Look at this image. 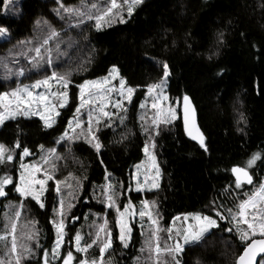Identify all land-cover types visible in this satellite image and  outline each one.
Here are the masks:
<instances>
[{
    "label": "trees",
    "instance_id": "obj_1",
    "mask_svg": "<svg viewBox=\"0 0 264 264\" xmlns=\"http://www.w3.org/2000/svg\"><path fill=\"white\" fill-rule=\"evenodd\" d=\"M79 2L0 0V26L8 29L6 36H0V93L45 78L48 68L43 60L39 68L28 61L48 35L49 25L60 33L48 44L56 50L59 47V63L54 69L73 71L68 106L52 128H45L35 118L10 120L0 127V143L13 149L15 162H20L24 147L31 152L30 161L39 156L41 145L43 149L57 145L59 159L54 160L53 180L75 179L77 202L67 220L63 252L72 250L77 232L87 241L95 216L110 215L106 202L94 196L104 192L103 186L111 183L134 204L141 200V194L129 191L134 168L143 161L148 141L139 119L140 105L148 94L147 86L162 78V63L167 62V94L180 102V117L171 125L159 126L155 152L162 180L159 189L146 198L156 201L164 227L191 213L219 222L220 228L199 244L186 247L182 264H234L243 246L234 230L224 231L232 225L216 213L229 216V208L236 212L245 193H251L264 178V0H143L130 18L124 14L129 18L126 23L115 22L100 30L94 20L78 24L74 15L62 9L57 15L55 11L61 3L70 7ZM113 67L127 86L135 88L123 124L118 116L111 128L99 131V152L82 141L58 143L79 106L78 85L108 76ZM21 69L25 75H15ZM184 95L195 107L207 150L189 139L184 130L180 109ZM17 141L20 148L15 147ZM254 153L261 154L250 169L254 182L237 189L231 169L245 166ZM12 163L0 166V176L18 177ZM55 182L49 183L42 198L44 208L31 198L24 201L21 218L27 214L29 221L35 222L40 245L38 256L27 264H36L44 250L51 254L55 244L51 221L56 218L53 208L60 207ZM7 191L0 201V230L6 206L22 199L12 186ZM114 231L109 257L116 264H131L139 246L133 241L127 250L122 248ZM138 234L134 231L135 238ZM62 263L61 258L54 262Z\"/></svg>",
    "mask_w": 264,
    "mask_h": 264
},
{
    "label": "snow or ice",
    "instance_id": "obj_2",
    "mask_svg": "<svg viewBox=\"0 0 264 264\" xmlns=\"http://www.w3.org/2000/svg\"><path fill=\"white\" fill-rule=\"evenodd\" d=\"M59 3V0H57ZM143 3V0H107L105 7L101 8L97 3L86 4L85 0H81L79 6L68 7L64 4H60V9H56L57 15H60L61 9L63 12L68 13L69 16L86 17L88 20L95 21V28L100 30L104 25L111 26L112 23H126L123 13L126 11L127 16L130 18L134 12L136 6ZM95 10V12H93ZM61 19H64L61 16ZM81 19L79 23H82ZM75 25V26H78ZM8 29L6 26H0V36H6ZM60 33L49 25V33L44 38L40 47L34 49L36 57L30 61L34 68L40 67V61L44 60V56L41 54V47L47 46L50 40L59 37ZM223 35L222 33L220 34ZM223 41L221 40V43ZM47 59L45 63L49 66L53 64L52 49L46 48ZM57 51L59 47L57 46ZM39 58V59H37ZM211 58V57H209ZM163 76L159 82L149 84L147 91L152 96V107L156 109V114L152 117V126L156 130V134H159L160 124H172L178 119V112L175 106L167 104L162 106V103L169 101V96L165 94L168 78L170 76L169 65L167 62L162 63ZM17 76H24L23 69L15 73ZM119 76V70L115 67L110 69L107 77L100 80H85L82 84L78 85L79 88V106L76 107L73 113L72 119L67 123V128L61 135L59 140L61 141H75L83 138L85 142L92 144L96 151L99 152L102 145L99 142L98 136L95 132H98L99 125L105 120H111L112 113L106 111L105 108L111 101V94L117 93L122 99L116 100L112 103V107L119 109L120 112L126 113L127 109L124 107L123 100H127L129 103L132 101L135 88L129 87L126 84L124 78H120L119 87L111 84V81ZM53 82L57 86L56 91H52ZM72 83L71 73H60L52 71L50 76H46L42 80H36L31 86L24 85L23 87H17L10 92L5 91L0 93V126H3L8 120H15L19 116L29 118L31 116H39L43 121L45 128H52L56 123V117L60 115L58 109L64 108L69 103V85ZM44 88V92H35V89ZM179 103V101H177ZM141 108L145 105L142 103ZM87 110V128L84 127V122L81 119L83 115L82 110ZM126 115L120 116L121 124L126 119ZM144 120V117H140ZM241 119L243 120V114L241 113ZM183 125L184 130L191 137L192 140L199 142L202 148H205L204 135L196 123V111L193 107L190 98L187 95L183 96ZM106 127H111L110 123L105 124ZM145 132L149 129L142 125ZM79 129V131H77ZM151 139V137H150ZM16 148H20V142L15 143ZM43 145L40 146L43 150ZM151 147H155V143L151 144ZM205 150H207L205 148ZM71 151V149H69ZM145 154L152 162V167L156 168V176L150 177L147 173L144 176V181L141 183L137 181L136 190L144 191L147 189L151 191L159 188L157 178L159 177V168L155 163V156L149 150V144H145ZM31 155L29 148L24 147L20 153L21 160L23 157ZM14 159L13 149L0 143V164H7ZM55 159H59L55 155V149L48 150L46 155L41 156V162L32 164L20 163V175L19 183H15L12 175L0 176V198H5L8 195V186L11 185L19 197L22 199L18 204L7 205L13 211L11 214H5L3 229L0 230V245L4 252L3 256H0V264H27L33 257L35 247L39 248L38 230L34 228L35 222L25 223L21 226L22 209L25 207L24 201L31 198L35 201L40 208H44L45 204L42 202V197L47 191L48 181L53 180L54 172L56 171ZM261 159L260 153H254L253 156L246 162L245 166H236L231 169L235 175V187L237 189L242 188L245 184L252 185L253 174L250 169L253 168L256 161ZM50 166V167H45ZM138 169L140 166H137ZM43 172L44 178H38L37 174ZM107 179V177H105ZM151 181V182H150ZM61 184L67 185V178L65 181H56V192H61ZM77 185L80 182L77 181ZM71 187V185H67ZM104 191L106 194L107 206L109 208H115L117 212V218L115 220V226L119 229L118 240L122 248L127 249L132 239V226L130 220L138 215L141 221L147 217L149 222L148 235L144 240L138 255L134 259V264H182V256L186 251V247L195 246L199 244L206 234L210 233L212 229L220 228V224L217 219L211 216L197 214H191L192 220L195 223L187 224V227L183 230L175 229V235H173L174 228L161 227L158 216L153 214L152 209L156 207V201L142 200L141 208L138 212L134 209V206L129 202L123 206H119L115 198V188L111 183L106 184ZM71 195V193H69ZM246 198L242 199L236 206V212H233L231 208L228 209L229 216H224L222 213L217 212L216 215L220 220H228L232 225L227 227L224 231L231 233L233 230L237 233L238 239L241 243L242 254L238 255L234 264H257V257L264 256V181L258 184V187L251 193H245ZM59 209L53 208L55 216L51 223L55 228L56 240L51 249V255L54 259L61 258V248L63 247L65 233V202L64 199H60ZM74 205L69 203L67 205L70 210ZM230 218V219H229ZM176 220L179 217L175 218ZM189 216H185L184 220L187 221ZM175 222V221H174ZM173 222V223H174ZM144 225L141 224V228ZM167 233V240H172V244H168L166 241L162 242L160 233ZM103 234V237L101 236ZM144 234L143 232L141 233ZM90 240L85 241L84 237L77 232L75 240V252L84 254L83 258H77L74 256L73 251H67L63 256V264H73L74 261L77 264H113L112 259H105V255L109 250L113 249V234L112 230L108 226V220L105 218L104 222L96 227L94 234H89ZM258 237V238H257ZM250 241V242H249ZM98 247L99 256L89 259L87 253L93 246ZM147 253L146 256H143ZM49 252H43V264H50ZM143 257V258H142ZM199 264V262H197ZM264 264V261H261Z\"/></svg>",
    "mask_w": 264,
    "mask_h": 264
},
{
    "label": "rangeland",
    "instance_id": "obj_3",
    "mask_svg": "<svg viewBox=\"0 0 264 264\" xmlns=\"http://www.w3.org/2000/svg\"><path fill=\"white\" fill-rule=\"evenodd\" d=\"M80 3L81 2H79V3H76V4H74V5H71L70 7H72V6H79L80 5ZM85 3L86 4H90V3H97L101 8H103V7H105L106 6V4H107V0H85ZM93 12H95V10H93ZM126 12H124L123 13V15L125 14ZM68 14V13H67ZM69 15V14H68ZM76 17V16H75ZM125 17V19L128 21L129 20V18H127L126 16H124ZM76 18H78L79 20H83V22H88V21H92V20H88L86 17H83V18H80V17H76ZM40 47V46H39ZM46 48H51L52 49V60H53V64L51 65V66H49V65H47L46 63H45V61H46V59H47V51H46ZM41 54H42V56H44V60H43V64L45 65L46 64V68H48V72H47V74H46V76H50L51 75V73H52V71H57V72H60V73H65V72H68V73H71L72 74V70H68V68H63V67H61V68H55L54 69V66H58L57 64L59 63V57H60V54H59V52L55 49V47H52L51 45L50 46H44V47H41ZM34 57H36V53H35V51H34V53H33V55L32 56H30V59H29V61H28V63H31L30 61H32L33 60V58ZM56 58H58V59H56ZM39 59V58H38ZM16 71V70H15ZM45 76V77H46ZM107 77V76H106ZM104 78V77H103ZM120 78H121V76H120V74H119V76L116 78V79H114V80H112L111 81V84L112 85H115L117 88L119 87V80H120ZM44 79V78H43ZM100 79H102V78H99V79H96V80H100ZM38 80H42V79H38ZM35 82V81H34ZM34 82H32L31 84H22V83H20V84H18V86L19 87H23L24 85H28V86H31ZM17 86V87H18ZM70 86H71V84L69 85V88H70ZM16 87V88H17ZM57 90V86H56V84H55V82H53V86H52V91H56ZM35 92H44L45 91V89L42 87V88H40V89H35L34 90ZM80 91V90H79ZM165 94H167V87H166V89H165ZM168 95V94H167ZM118 99H122L117 93H112L111 94V101H112V103H114L116 100H118ZM133 99H134V93H133V96H132V101H133ZM131 101V102H132ZM177 101L178 100H174V99H171L170 97H169V101H167V102H164V103H162V106H166L167 104H171L172 106H175L176 108H177V112H178V119H179V117H180V115H179V103H177ZM79 103H80V100H79ZM112 103H109L108 104V106L105 108V110L106 111H109V112H112V113H117V115H113L112 117H111V120L109 121V120H105L104 122H102L100 125H99V129L101 130L102 128H105V129H107V128H111L112 126H113V124H114V119H117V117L118 116H122V115H126V113H123V112H120L119 111V109H116V108H114V107H112ZM123 104H124V107L127 109V107L131 104V103H129L126 99L125 100H123ZM143 104L145 105V107L144 108H141L140 107V112H139V119H140V117L141 116H143L144 117V120H141L140 119V122H141V124L142 125H144V127H147L148 129H149V131L148 132H146V134L148 135L147 137H148V141H147V143L149 144V150L152 152V154L155 156V163H156V166L159 168V177L157 178V182L159 183V187H160V184H161V180H162V169H161V165H160V162H159V159L157 158V155H156V152H155V147L154 148H152L151 147V144L153 143V141H154V143H156V141H155V139H156V136H157V134H156V130H154V127L152 126V117L156 114V109H154L153 107H152V104H153V99H152V96H150L149 94H147L146 95V97H145V100L143 101ZM68 106V105H67ZM67 106L66 107H64V108H60V109H58V111L60 112V115L58 116V117H56V123L58 122V120H59V118H60V116L62 115V111L64 110V109H66L67 108ZM180 109H181V112H182V108H181V106H180ZM82 113H83V115L81 116V119H82V121L84 122V127H85V129L87 128V120H88V116H87V110L85 109V110H82ZM18 118H26V117H23V116H19V117H17V119ZM30 119L31 118H35V119H39V120H41L40 119V117L39 116H31V117H29ZM28 118V119H29ZM177 119V120H178ZM177 120H175V121H177ZM8 121H10V120H8ZM42 121V120H41ZM174 121V122H175ZM7 122V121H6ZM173 122V123H174ZM42 123H43V121H42ZM55 123V124H56ZM106 123H110L111 124V127H106L105 126V124ZM172 123V124H173ZM54 124V125H55ZM53 125V126H54ZM163 125H171V124H163ZM1 127V126H0ZM99 130V131H100ZM77 131H79V129L77 130ZM99 131L98 132H95V135L96 136H98L99 135ZM150 137H151V139H150ZM77 141H82V142H84V143H87V142H85V140L83 139V138H81V139H78V140H75V142H77ZM63 142H66V140H64V141H60V142H58V143H63ZM68 143L69 142H74V141H67ZM87 144H89V143H87ZM90 145H92V144H90ZM50 149H55V155L57 156V145L55 146V147H53V148H49V149H43V150H41V152L39 153V156L38 157H36L35 159H32V160H30V161H27L28 160V158H30L31 156H26V157H23V159L21 160V156H20V162L19 161H17V162H15L14 160L15 159H13V161H11L10 163H12V162H14V163H12V165L11 166H13V167H16L17 168V170H16V172H17V174H18V177L16 178V179H14V182L15 183H19V175H20V167H19V165H20V163L21 162H23V163H25V164H32V163H36V162H41V156H43V155H46L47 154V152H48V150H50ZM144 155H145V157H144V159H143V161L141 162V163H139L138 165H136L135 166V168H134V171H133V176H132V187L130 188V190L129 191H133V192H135V193H138V194H141V196H142V198H141V200H138L137 202H138V204H134L133 202H131L130 201V199H129V197H128V195H125V194H122L121 192H117V191H115V198H116V202H117V204L119 205V206H121V210H123V206L124 205H126V204H128L129 202H131V204L134 206V209L138 212V210L141 208V201L142 200H149V201H154L153 199H147L146 198V195L147 194H151V193H153L154 191H156V190H158V189H153V190H151V191H148L147 189H145L144 191H137L136 190V187H137V181L139 180L141 183H143V181H144V176H145V174L147 173L150 177H155L156 176V168H153L152 167V162L148 159V157L146 156V154H145V151H144ZM258 161V160H257ZM42 163V162H41ZM2 164H0V166H1ZM137 166H140L139 167V169H138V167ZM45 167H49V166H45ZM2 176H4V175H2ZM37 176H38V178H41V179H43L44 178V174H43V172H41V173H38L37 174ZM262 181H264V178H263V180ZM50 182H55L54 180H50V181H48V184H47V187H48V185H49V183ZM151 182V181H150ZM55 184H56V182H55ZM76 182H75V179H73V178H69L68 179V181H67V185H71V187H68L67 185H65V184H61V192H60V197H59V202H60V199L61 198H63L64 199V202H65V215H64V223H65V225L67 226V220H68V218H69V216L71 215V213H72V210L74 209V206L76 205V202H77V191H76ZM11 185H9L8 187H10ZM258 187V186H257ZM257 187H255L254 189H253V191L257 188ZM7 190V189H6ZM15 191V190H14ZM252 192V191H251ZM16 193V192H15ZM69 193H71V195H69ZM16 194H18V193H16ZM19 195V194H18ZM44 195H45V193H44ZM94 196H96L97 198H102L105 202H106V204H107V200H106V194H105V191L104 192H101V193H99V194H94ZM44 197V196H43ZM42 197V198H43ZM6 198V197H5ZM2 199H4V198H0V201L2 200ZM69 203H71L72 205H74L70 210H68V208H67V205L69 204ZM12 204H15V203H12ZM107 208H108V211H111V213H110V215H105V216H103V217H98V216H95L94 217V220H95V222H93V225H91V227H90V232H89V234L91 233V234H94L95 233V231H96V227L97 226H99L100 224H102L103 222H104V219L106 218L107 220H108V226H109V228L112 230V234H113V238H114V233H115V231H114V229L116 230V232H117V234H118V236H119V229L115 226V220H116V218H117V212H116V210H115V208H109L108 206H107ZM13 210L12 209H10L9 207H7L6 206V208H5V214L7 213V214H11V212H12ZM152 211H153V214L154 215H156L157 213H158V216L161 218V214H160V212H159V209H158V206L156 205V207L154 208V209H152ZM5 214H4V216H5ZM191 214H194V213H191ZM191 214H183V215H181V216H179V219L178 220H176V219H174V220H172V222H171V225H169V226H167V227H164L163 226V224H162V219H160L159 220V223H160V225H161V227H163V228H168V227H173L174 228V232H173V235H175V229H181V230H183L184 228H186L187 227V224H189V223H195V221L194 220H192V218H191ZM189 216V219L187 220V221H185L184 220V217L185 216ZM201 215H203V214H201ZM28 215L26 214V216H24L23 218H21V221H20V223H21V226H23L25 223H30V221H29V216L27 217ZM57 219H58V217H56ZM230 219V218H229ZM175 221V222H174ZM174 222V223H173ZM219 223V222H218ZM130 224H131V226H132V239H131V242H130V245H129V247L131 246V244L133 243V241H134V244H137V246H139V248L138 249H140L141 248V246H142V244H143V242H144V240L146 239V237H147V235H148V227H149V222H148V219H147V217H145L144 218V220L143 221H141V219H140V217L138 216V215H136V216H134L131 220H130ZM141 224H143L144 225V227L143 228H141ZM3 225H4V217H3V223H2V229H3ZM65 229H66V227H65ZM54 230H55V228H54ZM213 230V229H212ZM211 230V231H212ZM134 231H137L139 234V237L138 238H135L134 237ZM210 231V232H211ZM235 231V230H234ZM144 233L143 235L141 234V233ZM65 233H66V230H65ZM209 234V233H208ZM208 234H206V235H208ZM205 235V236H206ZM66 236H67V233H66V235H65V237H64V241L66 240ZM101 236L103 237V234H101ZM160 236H161V240H162V242H167L168 244H172L173 243V241L172 240H167V233H165V232H161L160 233ZM85 241H86V239H84ZM90 240V235H89V238L87 239V241H89ZM33 243V249H34V255L33 256H38V254H39V248H36L35 247V242H32ZM64 244V243H63ZM0 247H1V245H0ZM71 251H73V254H74V256H76L78 259L79 258H83L84 257V254H82V253H76L75 252V240H74V242H73V245H72V247H71ZM128 249V248H127ZM126 249V250H127ZM44 251H46V250H44ZM43 251V252H44ZM67 251H69V250H67ZM67 251H65V252H63V247L61 248V259L63 258V256L64 255H66V253H67ZM110 251V250H109ZM43 252H42V258L40 259V260H38L37 262H36V264H43ZM110 253H112V252H108L106 255H105V259L107 260V259H109L110 257H109V254ZM64 254V255H63ZM4 255V252L1 250L0 251V256H3ZM50 256L48 257V258H52L53 260H54V262L56 263L57 261H59L60 260V258L59 259H54L53 257H52V255L51 254H49ZM112 255V254H111ZM138 255H141V253L138 251V254H137V256ZM147 255V253H144L143 254V256H146ZM99 256V249H98V247H96L95 245L91 248V249H89V251H88V253H87V257L89 258V259H91V258H93V257H98ZM114 256V255H113ZM135 257H136V255L134 254L133 255V258H132V262H131V264H134V259H135ZM143 258V257H142ZM52 259H49V262H50V264H54V262H53V260ZM110 259H112V258H110ZM33 260V258H31V260L30 261H32ZM113 261V264H116L115 263V261L114 260H112ZM261 261H264V259H262ZM62 262H63V260H62ZM73 264H77V262L76 261H74L73 262ZM260 264H261V262H260Z\"/></svg>",
    "mask_w": 264,
    "mask_h": 264
},
{
    "label": "water",
    "instance_id": "obj_4",
    "mask_svg": "<svg viewBox=\"0 0 264 264\" xmlns=\"http://www.w3.org/2000/svg\"><path fill=\"white\" fill-rule=\"evenodd\" d=\"M191 100V99H190ZM191 103H192V100H191ZM192 105H193V103H192ZM193 107H194V105H193ZM181 108H182V120H183V100H182V104H181ZM195 108V107H194ZM196 123H197V115H196ZM197 126H198V123H197ZM199 127V126H198ZM187 134V133H186ZM187 136H188V134H187ZM188 138L189 139H191V137H189L188 136ZM192 140V139H191ZM192 141H194V142H196V143H198L199 144V142L198 141H196V140H192ZM233 177H234V179H235V175L233 174ZM247 185V184H246ZM264 258V256H258L257 257V264H259L260 263V261L262 260ZM63 264V263H62Z\"/></svg>",
    "mask_w": 264,
    "mask_h": 264
}]
</instances>
